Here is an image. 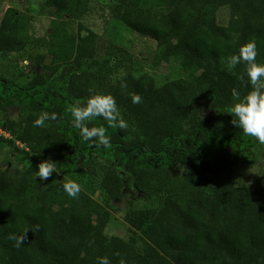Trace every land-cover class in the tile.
Wrapping results in <instances>:
<instances>
[{
  "label": "trees",
  "instance_id": "obj_1",
  "mask_svg": "<svg viewBox=\"0 0 264 264\" xmlns=\"http://www.w3.org/2000/svg\"><path fill=\"white\" fill-rule=\"evenodd\" d=\"M94 0H45L52 17L81 20ZM112 16L157 42L153 65L179 62L176 77L158 85L143 74L123 91L107 79L105 68L120 48L111 45L98 59V35L79 24L77 34H60L49 41L32 36V15L9 8L0 23V52L20 53L30 44L46 48L37 61L58 72L50 81L39 72L28 82L0 78V135L13 156L0 168V264H264L263 180L252 185L234 182V170L248 146L259 143L232 124L228 114L232 91H251L244 63L229 69L227 61L242 45L256 44L257 62L264 63V0H104ZM229 6L226 25L218 12ZM87 31L84 35L83 32ZM112 95L133 122L131 129H112L110 147L82 141L68 109L90 94ZM142 98L131 102V94ZM215 109L209 126L199 103ZM22 102L19 119L9 106ZM56 120L43 127L33 122L42 113ZM102 118L86 125L103 126ZM70 146L104 160H124L139 191L150 189L148 206H130L124 219L131 235H109L110 205L124 188V180L108 165L106 203L81 189L69 197L60 184ZM264 147V146H263ZM50 160L55 171L47 181L27 165L32 158ZM105 160V161H106ZM165 162L164 167L156 163ZM180 167L175 175L170 166ZM204 165V167H203ZM83 171L85 168H83ZM85 173V172H84ZM27 233L16 247L14 236Z\"/></svg>",
  "mask_w": 264,
  "mask_h": 264
},
{
  "label": "rangeland",
  "instance_id": "obj_2",
  "mask_svg": "<svg viewBox=\"0 0 264 264\" xmlns=\"http://www.w3.org/2000/svg\"><path fill=\"white\" fill-rule=\"evenodd\" d=\"M45 0H0V23L6 11L9 8H15L19 12H25L32 15V36L34 38L43 37L49 41L55 39L60 34H77L79 24L86 30L94 31L98 35V43L102 49L98 52L97 58L103 59L106 49L111 45H117L120 50L117 51L116 59L111 61L105 68L107 79L112 82H119L125 91L132 86L134 80L143 74L154 76L158 85H162L176 77L175 73L179 71V62L162 64L158 68L153 65L154 55L157 48V42L147 36H144L130 27L115 19L109 9V5L104 0H94L89 12L79 21L66 17L57 19L51 16L48 9L44 7ZM230 18L229 6L222 7L218 12L219 22L223 25L228 23ZM83 34L86 35L87 31ZM45 55V65L51 64V56L46 52L42 45L30 44L25 51L20 53L0 52V78L8 79L15 83L28 82L35 74L44 72L50 81H58L65 72L68 73L73 66L71 64L62 65L58 72L43 69L37 61L38 55ZM59 82V81H58ZM60 83V82H59ZM201 118L209 126L212 124L215 109L208 103L201 101ZM22 102L11 105L6 110L13 119H19L22 112ZM122 117L128 124L127 129L133 127L132 120L125 114L122 108H119ZM3 115L0 110V116ZM103 127L107 128V122H102ZM112 129L107 128L110 134ZM264 145L257 143L248 146L241 154L240 162L234 170V182L238 185H252L263 180L264 167ZM6 142L0 143V168L7 165L13 154ZM106 160V159H105ZM98 155L97 150L89 153H83L81 150L70 146L67 160L60 170V184L67 181H74L80 189L88 196L105 204L107 196V187L109 182L103 178V172L108 165L124 180V188L118 193L117 198L111 202L110 211L112 213L111 223L106 229L109 235H117L123 238H129L131 231L124 219V215L130 206L136 208H145L148 206L146 196L151 192L150 189L139 191L134 187L133 177L125 167L124 160L111 157V160L105 161ZM43 161L34 157L27 162L28 166L37 169V165ZM158 167H164V161L156 163ZM204 167V165H203ZM83 168L87 171H83ZM175 175L180 172V167L170 166ZM85 172V173H84Z\"/></svg>",
  "mask_w": 264,
  "mask_h": 264
},
{
  "label": "clouds",
  "instance_id": "obj_3",
  "mask_svg": "<svg viewBox=\"0 0 264 264\" xmlns=\"http://www.w3.org/2000/svg\"><path fill=\"white\" fill-rule=\"evenodd\" d=\"M256 44L252 41L242 45L238 54L232 55L227 61L229 69L235 68L238 64L244 63L246 75L251 85V91L246 95H241L237 90L232 91V104L228 114L232 117V124L242 130L245 136H249L264 145V63L257 62ZM126 87V85H122ZM131 102L140 104L141 96L131 94ZM72 117V126L79 130L82 141L95 144L97 147L105 149L110 147V137L107 135V128H118L125 130L127 122L122 117L116 99L110 94L96 93L90 94L86 99L74 101L68 109ZM95 118H102L107 122V128L91 127L86 122H91ZM55 113H42L34 120V127H43L45 121L56 120ZM55 171V165L50 160H45L37 165L36 177L41 181H47ZM63 190L69 197L76 198L80 192V187L74 181H67L62 185ZM27 233L21 236H14L16 247H20L25 242ZM97 264H110L107 257H98ZM120 264H125L121 259Z\"/></svg>",
  "mask_w": 264,
  "mask_h": 264
},
{
  "label": "built area",
  "instance_id": "obj_4",
  "mask_svg": "<svg viewBox=\"0 0 264 264\" xmlns=\"http://www.w3.org/2000/svg\"><path fill=\"white\" fill-rule=\"evenodd\" d=\"M0 135L5 136V137H7V138L12 137V136L10 135V133H7L6 131H4V130L1 128V126H0Z\"/></svg>",
  "mask_w": 264,
  "mask_h": 264
}]
</instances>
